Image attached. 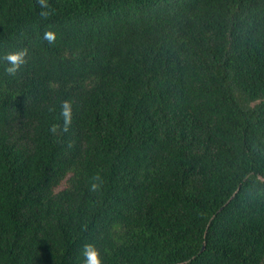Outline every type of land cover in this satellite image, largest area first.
Masks as SVG:
<instances>
[{
  "label": "trees",
  "instance_id": "1",
  "mask_svg": "<svg viewBox=\"0 0 264 264\" xmlns=\"http://www.w3.org/2000/svg\"><path fill=\"white\" fill-rule=\"evenodd\" d=\"M46 3L0 0V264H264V0Z\"/></svg>",
  "mask_w": 264,
  "mask_h": 264
},
{
  "label": "clouds",
  "instance_id": "2",
  "mask_svg": "<svg viewBox=\"0 0 264 264\" xmlns=\"http://www.w3.org/2000/svg\"><path fill=\"white\" fill-rule=\"evenodd\" d=\"M38 3L40 6L44 9H47V3L46 0H38ZM42 18H47L49 15V12L44 10L40 13ZM44 39L48 41L50 44L55 42V34L51 31L44 33ZM26 55V52H16V53H10L6 56V59L9 63V67L5 69L7 73L10 75H15V73L19 70L22 64H24L26 61L24 59ZM61 115L64 118V131H67L68 126L71 123V104L68 101H65L62 105V111ZM53 132L56 130V126L53 125V128L51 129ZM97 185L93 184L92 190L94 191L96 189ZM83 255L86 257L84 260V264H101V260L99 258L98 251L94 248L92 245H86L83 250Z\"/></svg>",
  "mask_w": 264,
  "mask_h": 264
}]
</instances>
